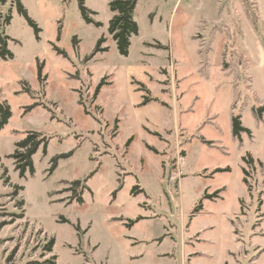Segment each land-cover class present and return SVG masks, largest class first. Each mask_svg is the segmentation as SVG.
I'll return each mask as SVG.
<instances>
[{"label":"rangeland","instance_id":"obj_1","mask_svg":"<svg viewBox=\"0 0 264 264\" xmlns=\"http://www.w3.org/2000/svg\"><path fill=\"white\" fill-rule=\"evenodd\" d=\"M20 1L41 31L0 0L13 53L0 59L13 113L0 131V264H264V0H138L127 56L108 31L112 0H84L100 26L80 0ZM101 37L108 51L86 61ZM234 117L250 132L235 136ZM29 132L49 142L22 178L11 155ZM87 177L84 202L69 203Z\"/></svg>","mask_w":264,"mask_h":264},{"label":"trees","instance_id":"obj_2","mask_svg":"<svg viewBox=\"0 0 264 264\" xmlns=\"http://www.w3.org/2000/svg\"><path fill=\"white\" fill-rule=\"evenodd\" d=\"M4 2V0H2ZM138 0H112L109 3L110 10L113 12V17L110 20L108 31L109 34L113 37V39L116 41L118 51L121 55L127 56L129 54V48L131 46V39L133 36L139 34V25L137 21L135 20V9L137 6ZM16 4L18 7V10L21 14H23L28 23L34 28L37 37L39 38V33L41 29L38 27V25L35 23V21L29 17L27 10L24 8L23 4L20 0H16ZM79 8L81 11L82 18L84 21L88 24H94L96 26H100L101 23L99 21H96L91 15H94L95 12L89 9L86 5L84 0H80L79 2ZM11 17L5 18L6 23L10 21ZM8 37L4 36L2 37L0 35V42H1V49H0V59H9L13 57V53L8 49ZM105 41L104 37L99 38L97 41V44L95 48L93 49L92 53L87 56L85 59L86 61L91 60L97 53H103L108 51V47H101V44ZM73 44L74 48H78V41L76 40V37L73 38ZM56 51L59 54H63L66 56V52L62 51L58 47L55 46ZM43 72V65L38 66V76L40 80H43L42 76ZM105 83L103 80L98 89L96 90V94L99 91V88ZM148 101V98L145 102ZM35 105H30L25 108L26 112L34 108ZM262 109L259 111V114L261 115ZM13 113L11 110L10 105L7 103L6 100H0V131L8 124L10 118L12 117ZM232 129L233 134L235 136H240L242 132H250L247 128L242 126V122L240 117H234L232 120ZM41 133L38 132H29L25 138L22 140L17 141L16 143V151L14 154L11 155L12 158L15 159V168L17 171H19L20 177L25 178L27 171L30 173V175L35 174V168L33 164V155L37 152L40 145H44V151L46 152L47 145L49 140L42 136ZM22 149L23 151H20ZM73 155V151L65 154L56 155L52 158V163L49 168V172L53 173L54 170L58 166V161L60 158H67ZM93 174V173H92ZM92 174L90 176H92ZM89 176V177H90ZM87 178L79 179L71 182L70 186L65 189L67 192H71V195L69 197V203L72 201H77L78 203H83V191L89 190V187L87 185ZM17 189L23 190V186H16ZM13 195H17V190L13 192ZM217 193L213 196L217 197ZM24 201L21 200L19 202V205H23ZM24 213V212H23ZM22 213V216L24 215ZM55 244V239L51 238L44 246L43 250L45 253H51L53 251V247ZM57 256L52 255L48 258L42 259V260H34L29 262L28 264H56Z\"/></svg>","mask_w":264,"mask_h":264},{"label":"crops","instance_id":"obj_3","mask_svg":"<svg viewBox=\"0 0 264 264\" xmlns=\"http://www.w3.org/2000/svg\"><path fill=\"white\" fill-rule=\"evenodd\" d=\"M244 43H245V41H244ZM248 46H249V45H248ZM253 53H255V52H253ZM257 58H258V56H257ZM254 59H255V58H254ZM255 60L257 61V59H255ZM255 60L252 59V62H253V61L255 62Z\"/></svg>","mask_w":264,"mask_h":264}]
</instances>
